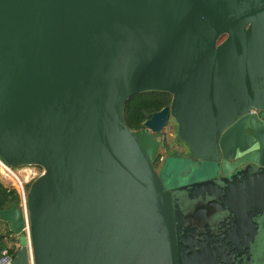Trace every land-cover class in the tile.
Instances as JSON below:
<instances>
[{"label": "water", "instance_id": "obj_1", "mask_svg": "<svg viewBox=\"0 0 264 264\" xmlns=\"http://www.w3.org/2000/svg\"><path fill=\"white\" fill-rule=\"evenodd\" d=\"M0 158L44 170L13 264H264V0H0Z\"/></svg>", "mask_w": 264, "mask_h": 264}, {"label": "trees", "instance_id": "obj_2", "mask_svg": "<svg viewBox=\"0 0 264 264\" xmlns=\"http://www.w3.org/2000/svg\"><path fill=\"white\" fill-rule=\"evenodd\" d=\"M172 96L168 93L147 92L132 97L126 104L125 119L132 131L142 130L146 121V113L153 114L169 106ZM159 160V155L156 163ZM155 163V164H156ZM21 208V200L17 190L5 185L0 180V211L12 208ZM12 232V231H10ZM13 233V232H12ZM6 235L0 228V253L7 247Z\"/></svg>", "mask_w": 264, "mask_h": 264}, {"label": "rangeland", "instance_id": "obj_3", "mask_svg": "<svg viewBox=\"0 0 264 264\" xmlns=\"http://www.w3.org/2000/svg\"><path fill=\"white\" fill-rule=\"evenodd\" d=\"M176 134L177 124H175L174 120H172L160 134L156 135V137L159 138L164 145H161L159 149V160L155 164V168L164 182H167L172 176L175 177L176 175H178L179 172L188 165V162L185 159V155H187L188 150L182 142L176 140ZM0 168V172L4 171V168L2 166H0ZM20 170L21 168H17L14 171L19 172ZM26 171V169H23V171L20 172ZM202 175L203 173L198 171L195 173L192 180H197L199 177H202ZM0 180L5 185L11 186L16 190L18 189V183L16 181L7 179L1 175ZM21 181L24 182L23 179H21ZM29 190L30 187L28 188V191ZM0 227L4 234L10 233V226L8 225V223L0 220ZM11 236L12 238L9 242H16V236Z\"/></svg>", "mask_w": 264, "mask_h": 264}, {"label": "built area", "instance_id": "obj_4", "mask_svg": "<svg viewBox=\"0 0 264 264\" xmlns=\"http://www.w3.org/2000/svg\"><path fill=\"white\" fill-rule=\"evenodd\" d=\"M0 165H4L9 168H12L8 166L1 158H0ZM12 169L14 171L17 168H12ZM23 169H26L27 171L20 172V171H23ZM0 171H1V168H0ZM20 171L15 172L13 174H8V175L1 174L0 172V175L7 179L14 180L18 183L17 192L21 200L20 209L23 211L24 218L26 221L24 232L28 237H30V223H29L28 206H27L28 205V193H29L28 188L31 186V184L35 180H37L41 175H43L44 170L43 168L29 165V166L21 167ZM21 179H23L24 182H22ZM11 235H15L17 240L16 242L13 241L11 243H8L7 247L0 253V264H13L16 254L19 250L18 235L12 232H11Z\"/></svg>", "mask_w": 264, "mask_h": 264}, {"label": "bare ground", "instance_id": "obj_5", "mask_svg": "<svg viewBox=\"0 0 264 264\" xmlns=\"http://www.w3.org/2000/svg\"><path fill=\"white\" fill-rule=\"evenodd\" d=\"M0 166H2L4 168V171L1 172L2 174L8 175V174L15 173V171H13L11 168H9L7 166H4V165H0Z\"/></svg>", "mask_w": 264, "mask_h": 264}, {"label": "crops", "instance_id": "obj_6", "mask_svg": "<svg viewBox=\"0 0 264 264\" xmlns=\"http://www.w3.org/2000/svg\"><path fill=\"white\" fill-rule=\"evenodd\" d=\"M9 225V224H8ZM10 226V225H9ZM1 228V227H0ZM6 235V242L7 243H11V242H9L10 240H11V238H12V236H11V232L9 233V234H5Z\"/></svg>", "mask_w": 264, "mask_h": 264}, {"label": "flooded vegetation", "instance_id": "obj_7", "mask_svg": "<svg viewBox=\"0 0 264 264\" xmlns=\"http://www.w3.org/2000/svg\"><path fill=\"white\" fill-rule=\"evenodd\" d=\"M171 105V104H170ZM167 107V106H166ZM172 121V120H171ZM170 121V122H171ZM175 122V121H174ZM175 124H176V122H175ZM155 137H156V134L154 135ZM184 144V143H183ZM184 146L186 147V149L188 150V152H187V155H185V159H187L188 158V155H189V149H188V146L186 145V144H184ZM161 147V146H160Z\"/></svg>", "mask_w": 264, "mask_h": 264}]
</instances>
